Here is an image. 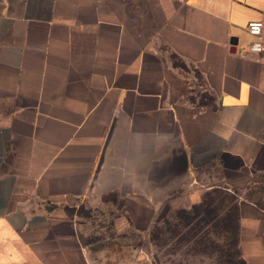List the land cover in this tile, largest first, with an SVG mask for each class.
<instances>
[{"label":"crops","instance_id":"0c3cea01","mask_svg":"<svg viewBox=\"0 0 264 264\" xmlns=\"http://www.w3.org/2000/svg\"><path fill=\"white\" fill-rule=\"evenodd\" d=\"M254 21L264 0H0V264H124L83 242L97 209L148 238L172 194L216 190L264 264Z\"/></svg>","mask_w":264,"mask_h":264},{"label":"rangeland","instance_id":"374dc122","mask_svg":"<svg viewBox=\"0 0 264 264\" xmlns=\"http://www.w3.org/2000/svg\"><path fill=\"white\" fill-rule=\"evenodd\" d=\"M178 194L171 195L170 209V204L162 208L161 213L167 216L155 222L148 238L130 232L128 227L115 235L119 213L113 206H106L107 213L101 212V217H98L99 211L104 209L94 211L96 217L87 224L83 242L90 245L94 256L99 257L102 250L105 251L104 257L117 258L124 264H129L137 253L138 257L142 254L147 257L148 253L155 264H244L236 249L234 196L216 190L208 198L207 207L188 215L185 212L192 206L185 208ZM109 260L107 262L112 264L113 261Z\"/></svg>","mask_w":264,"mask_h":264},{"label":"built area","instance_id":"2783aa9c","mask_svg":"<svg viewBox=\"0 0 264 264\" xmlns=\"http://www.w3.org/2000/svg\"><path fill=\"white\" fill-rule=\"evenodd\" d=\"M248 32L250 35H254L257 38H264V23L261 21L250 22L248 25ZM248 51L251 54H262L264 53V43L262 41H257L252 43L248 47Z\"/></svg>","mask_w":264,"mask_h":264},{"label":"trees","instance_id":"16d2710c","mask_svg":"<svg viewBox=\"0 0 264 264\" xmlns=\"http://www.w3.org/2000/svg\"><path fill=\"white\" fill-rule=\"evenodd\" d=\"M208 200H209V199L204 200V202L201 203V204H199V205H194L189 211H187V212H185V213L188 214V215L196 214V213H194L195 210H198V209H200V208L207 207V203L209 202Z\"/></svg>","mask_w":264,"mask_h":264}]
</instances>
